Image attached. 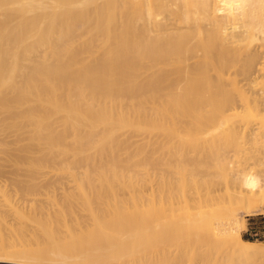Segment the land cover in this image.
Wrapping results in <instances>:
<instances>
[{"label": "bare ground", "instance_id": "6f19581e", "mask_svg": "<svg viewBox=\"0 0 264 264\" xmlns=\"http://www.w3.org/2000/svg\"><path fill=\"white\" fill-rule=\"evenodd\" d=\"M252 37L261 42L254 45ZM261 47L264 0H0V139L14 136L0 142L6 154L0 172L9 164L16 177L25 172L34 179H61L60 201L47 198L44 188L47 199L37 193L30 203L55 205L59 230L89 244L83 251L93 261L156 264L158 253L168 251L171 264H264V242L244 239L233 212L264 203V176L260 188L249 191L243 176L259 177L255 164L229 166L246 149L243 142L264 135L263 125L244 126V116L234 121L244 130L240 137L221 132L233 109L240 117L264 108ZM232 78L242 84L233 86ZM143 85L152 92L142 94ZM154 91L161 105L129 111L146 108ZM136 96L138 103L127 101ZM143 148L166 183L163 190L171 181L166 182L171 163L187 170L174 192L169 186L171 197L159 204L152 199L144 208L119 177L130 170L149 174L150 166L139 167L144 160L126 159ZM227 170L233 175L229 200V186L216 179ZM49 209L46 227L56 224Z\"/></svg>", "mask_w": 264, "mask_h": 264}, {"label": "rangeland", "instance_id": "374dc122", "mask_svg": "<svg viewBox=\"0 0 264 264\" xmlns=\"http://www.w3.org/2000/svg\"><path fill=\"white\" fill-rule=\"evenodd\" d=\"M95 29H93V31H94ZM251 41H252V43L255 45V44H257V43H260L261 42V40H258V39H256L255 37H252V39H251ZM255 41V42H254ZM260 41V42H259ZM262 49H264V47H261ZM263 52H264V50H263ZM259 62H260V66H264V53L261 55V57H259ZM261 59H262V61H261ZM264 77H262L261 78V85L262 86H264ZM231 83L233 84V86H238V85H240V84H242V83H239L235 78H232L231 79ZM129 84V83H128ZM130 84H132V82L130 81ZM152 87L151 86H145L144 87V85L141 87V89H140V91H141V93L142 94H144V93H147L148 91L149 92H152ZM141 93H140V95H141ZM153 94H155V95H157L156 93H155V91L153 92ZM145 95V94H144ZM261 95H262V97L264 98V92H262L261 93ZM244 96V94L243 95H241V97H243ZM233 97H236V98H240V96H238L237 94L236 95H233ZM134 98H136V99H132V98H128L127 99V101L129 102V101H132V103H138L139 102V99H138V97L136 96V97H134ZM161 98H162V96H152V97H148L147 98V100H146V108H144V107H139V106H136V107H134V108H132V109H130L129 111L130 112H133V111H135V112H140V111H150L151 110V106H153V105H161V103H160V101H161ZM262 106H264V101H263V105ZM235 109H233L232 110V112H231V114H232V117H231V121L225 126V129H224V131H221V132H223V135L225 136V135H227V136H229L230 138H232V137H234V136H241L242 134H243V132H244V130L241 128L242 126H234V124H235V122L234 121H236L237 119H239V120H241L244 116H246L245 117V121H244V126H246L247 125V123H249V124H251V125H263V130H264V108H262L261 110H259V109H254L253 111H251V112H249L247 115H242V116H240V117H238L235 113H236V111H234ZM231 124V125H230ZM233 125V126H232ZM226 127H228L227 129H226ZM239 127H240V130H239ZM235 128V129H234ZM238 128V129H237ZM231 129V130H230ZM237 130V131H236ZM242 130V131H241ZM241 132V133H240ZM237 134V135H236ZM14 136L12 135V137H11V135H8V137H6V139H0V142H9V141H12V139H14L13 138ZM8 138V139H7ZM11 138V139H10ZM135 138H139L138 136H136ZM164 142V140H162L161 142H160V144H162ZM238 142V141H237ZM254 142H255V144H254ZM6 143V144H7ZM245 147H246V149L244 150V152L243 153H240L241 154V156H238V158H235L236 160H233L234 161V163H229V166H231V167H233V168H237V167H239L240 166V168L245 164V165H248V164H251V165H254L255 164V171L257 172V174H258V176H259V178H262L263 176H264V157L262 156V157H260V155H259V152H260V150H261V152H263L264 153V135H261V137L260 138H258V139H255V140H253V141H251L250 143H245V142H243L242 143ZM5 145V144H4ZM153 146H158V144L157 143H155V144H153ZM175 146H177V145H175ZM242 146V145H241ZM249 148H248V147ZM251 146V147H250ZM261 146H263L262 148H261ZM244 148V147H243ZM261 148V149H260ZM147 149H148V147H147ZM147 149L146 148H143V149H137L138 151H136V152H133L132 154H131V156H129V157H126V159H134V160H137V159H139L140 158V160H144L143 162H141V165L139 166V167H141L142 165H145V166H147V167H151L150 168V172H149V174H147V175H145V174H143V175H141V174H139V175H136L135 173H129V172H133L132 170H130V171H128L127 173H125L124 175H121V176H119L120 177V181H122L123 182V184L125 185L124 186V188L123 189H129V190H127V191H131L132 193H135V195H138V197L140 198V200L144 203V206H143V208L144 207H147L146 205H147V203L149 202V203H151L153 200H155V203H157V204H159V202H160V200H161V198H164V199H167V198H169V197H171V190H172V192H174V189H176V187L179 185V183L181 182V180H183V178L187 175V170H186V167H185V165L183 164H178V165H176L175 163L173 164V163H171V174L172 175H169V176H166V182H168V181H170L169 182V184L167 185V186H165V189L166 190H163V187H164V185L166 184V183H162V182H160L161 181V179H160V175L159 174H155V169L150 165V163L149 162H147V161H150V157H151V154H148V155H146V153H147ZM257 151H256V150ZM251 150H253V151H251ZM122 151H124V150H122ZM254 152V153H253ZM257 152V153H256ZM260 152V153H261ZM2 153L3 154H1V151H0V154H1V156H0V159H2V160H0V161H3V159L5 160L6 159V154H5V152L2 150ZM150 153V152H149ZM256 153V154H255ZM262 153V154H263ZM253 154V155H252ZM3 155H5V157L3 156ZM255 155H257V156H255ZM244 156V157H243ZM1 157H3V158H1ZM249 157H250V159H249ZM251 157H252V159H251ZM243 158V159H242ZM147 160V161H146ZM246 160V161H245ZM146 161V162H145ZM247 161H249V163L247 162ZM263 162V163H262ZM1 163V162H0ZM241 163V164H240ZM7 166V167H6ZM10 165L9 164H5V166H4V168H6V169H4L3 168V170H5V172L3 171H1L0 173L2 174V175H0V191H2V192H4V194L6 195V196H4V194L2 193V194H0V195H2V196H0V198L2 199V198H5V197H9L8 199H3V200H1L0 199V209H1V211H3V212H1L0 211V219H3V220H0V228H1V232H0V234H1V238H0V245H3V246H0V264H6V263H8V264H59V262H60V264H73V263H75V264H109V262H111L112 260L111 259H108L107 257H102L101 258V260L99 259H95V261H93V260H91L90 258H88V257H86L84 254V251H83V248H84V246H87L88 245V247L90 246L89 244H86V242L85 241H79V240H72L71 238H69V237H67L66 235H65V233L62 231V230H59V227L57 226V223H56V220H54V218H52V217H54L55 216V219H56V216H57V212H56V209L55 210H53L54 209V207H55V205H52L53 207H51V204H48V205H46L47 207L50 205V207H48V209L46 208V207H41L40 205H34V203H30L31 202V200L32 199H34V197H36V196H34V195H37V193H38V197L40 196H44L45 197V195L46 194H48V193H50L49 195H46L47 196V198L49 197V196H51V199H57V197L59 196V198H58V200L60 201L61 200V198L63 197V196H61L62 194V188L61 187H59V186H62L63 184H61V183H58L59 181L61 182V179H59L58 177L57 178H55V179H53L54 177H56V176H54L53 174H49L47 177H46V175L45 174H43V178L44 177H46L47 179L49 178L50 179V181L49 180H47V181H49V182H47V183H45L46 181H44L45 179H43L42 178V176H38L37 178H33V177H31V176H29V175H27L25 172H23V173H19V175H21V176H23V177H25L26 178V176H27V178L25 179V178H23V177H21V176H18V177H16L13 173H12V169H10ZM136 167L138 168V164L136 165ZM12 168V167H11ZM9 169V170H8ZM229 169H231L230 167H229ZM233 170H236V169H233ZM229 170H227V172L225 173V174H223V175H220V177L219 176H217L216 177V179L217 180H219L220 181V183L224 186V188H226L227 186H229V188H228V192H229V194H228V192H227V194L225 195V199H227V200H229L228 198H229V195L231 194V192H232V190L233 189H230V186L233 184V175H232V173L231 172H229ZM5 173V174H4ZM9 173V174H8ZM52 173V172H51ZM23 174V175H22ZM26 174V175H25ZM130 174H132V175H130ZM8 175V176H7ZM13 176L12 178L10 177V176ZM52 177H51V176ZM5 176V177H4ZM15 176V177H14ZM132 176V177H131ZM10 177V178H9ZM2 178H4V179H2ZM16 178H20V181L18 180V179H16ZM31 180H29V179ZM39 178H41V180L39 179ZM53 180H55L56 181V183H55V181H52L51 182V180L52 179ZM24 179V180H23ZM57 179H58V181H57ZM21 180H23V181H21ZM28 180V181H27ZM38 180L40 181V183L38 182ZM63 180V179H62ZM35 181V182H34ZM37 181V182H36ZM5 182V183H4ZM14 182V183H13ZM29 182V183H28ZM63 182H64V180H63ZM66 182V181H65ZM135 182H137V183H135ZM16 183V184H15ZM19 183V184H18ZM28 183V184H27ZM41 183L42 184H44V187H42L43 185H41ZM56 184V186L54 185V184ZM57 183L58 184H61V185H57ZM68 183V182H67ZM67 183H65V184H67ZM18 184V185H17ZM38 184L40 185V186H38ZM45 184H47L49 187H47V185H45ZM51 184H53V186L54 187H51L52 185ZM34 185V186H33ZM114 185L115 186H118V184H117V182H115L114 183ZM133 185V186H132ZM171 185V190H170V186ZM28 186V187H27ZM30 186V187H29ZM46 186V187H45ZM59 188H61V189H59ZM28 189H27V188ZM32 187V188H31ZM34 187H36V188H34ZM55 187H56V189H55ZM6 188V189H5ZM10 188V189H9ZM40 188V189H39ZM48 189L47 190V192L45 191V190H43V189ZM7 189H9V190H7ZM37 189V190H36ZM49 189H51V192H50V190ZM54 189V190H53ZM7 192H6V191ZM35 190V191H34ZM40 190H41V192H40ZM53 190V191H52ZM61 190V191H60ZM56 191H57V193H59V195L56 193ZM181 191H183V188L181 189ZM9 192H10V194H9ZM12 192V193H11ZM30 192V193H29ZM31 192L32 193H34V194H31ZM43 192V193H42ZM44 192L46 193V194H44ZM55 192V194H53V193ZM1 193V192H0ZM42 193V194H44V195H40V194ZM222 193H224L225 194V189L222 191ZM30 194V195H29ZM53 195H55L56 197L54 198L53 197ZM4 196V197H3ZM32 196V197H31ZM61 196V197H60ZM22 197H23V199H22ZM24 197H26L27 199L25 200V198ZM11 198V199H10ZM13 198V199H12ZM46 197H45V199H47ZM50 198V197H49ZM11 201H10V200ZM153 199V200H152ZM24 200V201H23ZM28 200V201H27ZM4 202V203H2V202ZM8 201H10V203H13V207L14 208H12V204H10V206H7L9 203H8ZM21 202V203H20ZM29 202V203H28ZM8 203V204H7ZM28 203V204H27ZM6 204V205H5ZM33 204V205H32ZM25 205H27V207L25 206ZM4 206V207H3ZM7 206V207H6ZM33 206V207H32ZM263 206H264V203L263 204H260L257 208L255 207L251 212H247L245 209H244V207H236L235 208V210L233 211L234 212V214H235V216H234V218L237 220V223H238V225L240 226V228H241V234H242V237L244 238V239H247V240H253V241H257V242H264V239H258V240H256V239H251V238H249V237H247L246 235H247V224H248V216L249 215H251L252 213H254V212H258V211H260V210H262V208H263ZM6 207V208H5ZM8 207H9V209H8ZM38 207V208H37ZM39 207H40V210H38L39 209ZM31 208V209H30ZM37 208V209H36ZM49 208H51L54 212H55V214L53 213V211L51 210V213H50V215H52L51 216V218L54 220V223H56L55 224V226L54 225H52V226H48V227H46V225L44 226V225H42V224H44V218H45V215H46V211H48V210H50ZM55 208H57V207H55ZM3 209V210H2ZM14 209V210H13ZM22 209V210H21ZM23 209H26V210H23ZM43 209L45 210V211H43ZM47 209V210H46ZM9 210H10V213H9ZM11 210H12V212H11ZM18 210H20V212H18ZM28 210H30V212L28 211ZM38 210V211H37ZM42 210V213L41 212H39V211H41ZM27 211V212H26ZM14 212V213H13ZM16 212V213H15ZM40 214H39V213ZM5 213V214H4ZM23 213H24V215H26V216H24L23 215ZM26 213V214H25ZM29 213V214H28ZM33 213H34V215H33ZM37 213V214H36ZM43 213H45V214H43ZM41 214H43V215H41ZM9 215V216H8ZM30 215V216H29ZM37 216V217H36ZM14 217L15 218H19V221L17 220V219H14ZM27 217H29V218H27ZM39 217V218H38ZM6 218V219H5ZM10 218V219H9ZM11 218H12V220H11ZM25 218H27L25 221H24V219ZM31 218V220H32V223H36V224H40V227L38 226V225H33L32 223H31V221L29 220ZM9 219V220H8ZM36 219V220H35ZM42 219V220H41ZM14 220V221H13ZM16 220V221H15ZM20 220H21V222H20ZM34 220V221H33ZM40 220H41V222H40ZM9 221V222H8ZM20 222L21 224H22V226H21V224L20 223H18V222ZM43 221V222H42ZM243 222V223H242ZM11 223H13L14 224V227L13 228H16V229H18L17 231H18V233H17V231H16V229L15 230H12V232L14 231H16L15 232V234H11L10 235V233H12V232H10L9 233V230H11V228H12V226H13V224H11ZM18 223V224H17ZM3 224H5V225H3ZM10 224V225H9ZM20 224V225H19ZM24 224V225H23ZM29 224V225H28ZM31 224H32V226H31ZM42 225V226H41ZM8 226V227H7ZM10 226V227H9ZM21 226V227H20ZM28 226V227H27ZM29 226H31V227H29ZM37 226L39 227V228H37ZM54 226V228H51V227H53ZM5 227V228H4ZM7 227V228H6ZM22 227H23V229H22ZM29 228H31V229H29ZM44 228V229H43ZM47 228V229H46ZM53 230V231H51V229ZM6 229V230H5ZM26 229V230H25ZM37 229V230H36ZM42 231H41V230ZM49 229V230H48ZM56 229V230H55ZM8 230V231H7ZM19 230H20V232H19ZM29 230H30V233L33 235H31V234H29L28 232H29ZM35 230V231H34ZM44 230H46V232H47V234L49 235V237H48V235L46 234V232L44 231ZM55 230V231H54ZM165 229H164V227H159V231L158 232H160V234H162L163 233V231H164ZM32 231V232H31ZM38 231V232H37ZM41 231V232H40ZM50 231V232H49ZM3 232V233H2ZM6 232V233H5ZM13 232V233H14ZM23 232H24V234H25V236H24V234H23ZM9 234V235H7L6 236V234ZM35 233V234H34ZM37 233V234H36ZM39 233V234H38ZM42 233V234H41ZM52 233H54V234H52ZM5 234V235H4ZM19 235V237H17L18 235ZM42 236H41V235ZM5 236V238H4V236ZM13 235L15 236L14 238L16 239H13L12 237H13ZM23 235V236H22ZM31 235V236H30ZM37 235V236H36ZM39 235V236H38ZM47 235V236H46ZM56 235H58V237L59 238H57V236ZM62 235V236H61ZM64 235V236H63ZM20 236H21V239H20ZM41 236V237H40ZM6 237H7V239H6ZM37 237V238H36ZM44 237V238H43ZM10 238V239H9ZM22 238H23V240H22ZM34 238H36V239H34ZM40 238H41V240H40ZM47 238V239H46ZM170 238V237H169ZM168 238V239H169ZM5 241H4V240ZM12 239V240H11ZM35 241H34V240ZM38 239H39V241H41L40 242V246H39V248H37V245H35L36 244V242L38 243ZM49 239V240H48ZM51 239V240H50ZM55 239H56V241H55ZM58 239V240H57ZM2 240V241H1ZM9 240H11V241H9ZM22 242H21V241ZM34 241V245H33V242L32 241ZM48 240V242H50V243H46L45 244V241H47ZM5 243H4V242ZM8 241V242H7ZM14 241H15V243H14ZM18 241H19V243H18ZM24 241H25V243H24ZM26 241H28V242H26ZM51 241H52V243H51ZM2 242V243H1ZM8 244H7V243ZM12 242V243H11ZM55 244H59V245H54V243ZM58 242V243H57ZM66 242V243H65ZM23 245H22V244ZM5 244H7V245H5ZM31 244L33 245V246H31ZM48 244V247L50 248V250H49V248H45V245H47ZM52 244H53V247H51L52 246ZM19 245H21V246H19ZM25 245V246H24ZM38 245H39V243H38ZM16 246V247H15ZM20 247V249L22 250H18L19 248H17V247ZM27 246H28V248H27ZM34 247V246H36L35 248V250H34V248H31L33 251H31L30 252V247ZM7 247H9V248H7ZM25 247V249H29L28 251H26L25 249H23ZM47 247V246H46ZM55 247H57V249L55 248ZM59 247H60V249H59ZM4 248H7L6 250H10L9 251V253H7L8 251H5V250H3ZM17 248V249H16ZM42 248V249H41ZM53 248V249H52ZM2 249V250H1ZM13 249V250H12ZM14 249H16V250H14ZM55 249V250H54ZM61 249H62V253H60L59 254V252H61ZM38 250V251H37ZM43 250V251H42ZM2 251H4V252H6V253H4V252H2ZM15 251V252H14ZM18 251H21V253L20 252H18ZM34 252V253H33ZM40 253V254H45L43 257H41L40 258V256L41 255H38L37 254V256H36V253ZM45 252H47V253H45ZM12 253V254H11ZM27 253V254H26ZM30 253H32V254H30ZM65 253H66V255H65ZM6 254H8L7 256H4V255H6ZM21 254V255H20ZM28 254H29V256H28ZM49 254V255H48ZM51 254V255H50ZM25 255V256H24ZM32 255H33V257H35V258H33L32 257ZM48 255V256H47ZM60 255H62V256H60ZM18 256V257H17ZM53 256H55L54 258H53ZM58 256H60V257H58ZM68 258H67V257ZM30 257H32V258H30ZM51 257V258H50ZM2 258V259H1ZM8 260H7V259ZM47 258H48V260H47ZM15 259V260H14ZM33 259V260H32ZM36 259V260H35ZM47 261H46V260ZM49 259H51V262H49ZM64 259V260H63ZM66 259V260H65ZM102 259H105V261H103ZM4 260V261H3ZM37 260H38V262H37ZM42 260H44L42 263H40V261ZM54 260V261H53ZM107 260V261H106ZM20 261V262H19ZM31 261V262H30ZM33 261V262H32ZM69 261V262H68ZM73 262V263H71V262ZM101 261V262H100ZM114 261V260H113ZM157 263L156 264H171V253H169L168 251H166V252H164V251H162V252H160V253H158V255H157ZM4 262V263H3ZM47 262H49V263H47ZM63 262V263H62ZM116 262V261H115ZM115 262H111L112 264H116Z\"/></svg>", "mask_w": 264, "mask_h": 264}, {"label": "built area", "instance_id": "2783aa9c", "mask_svg": "<svg viewBox=\"0 0 264 264\" xmlns=\"http://www.w3.org/2000/svg\"><path fill=\"white\" fill-rule=\"evenodd\" d=\"M247 237L251 239H264V206L262 210L248 216Z\"/></svg>", "mask_w": 264, "mask_h": 264}, {"label": "clouds", "instance_id": "9594fccd", "mask_svg": "<svg viewBox=\"0 0 264 264\" xmlns=\"http://www.w3.org/2000/svg\"><path fill=\"white\" fill-rule=\"evenodd\" d=\"M246 190L249 191H256L261 186V181L259 177L255 176L254 174H247L243 176V185Z\"/></svg>", "mask_w": 264, "mask_h": 264}]
</instances>
